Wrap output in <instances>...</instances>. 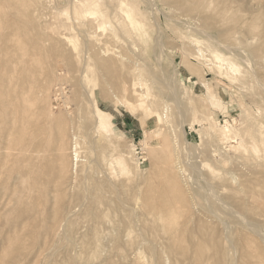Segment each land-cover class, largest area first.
<instances>
[{
    "label": "rangeland",
    "instance_id": "1",
    "mask_svg": "<svg viewBox=\"0 0 264 264\" xmlns=\"http://www.w3.org/2000/svg\"><path fill=\"white\" fill-rule=\"evenodd\" d=\"M262 120L264 0H0V264H264Z\"/></svg>",
    "mask_w": 264,
    "mask_h": 264
},
{
    "label": "bare ground",
    "instance_id": "2",
    "mask_svg": "<svg viewBox=\"0 0 264 264\" xmlns=\"http://www.w3.org/2000/svg\"><path fill=\"white\" fill-rule=\"evenodd\" d=\"M78 5V4H77ZM87 6V5H86ZM78 7H79V5H78ZM80 8H82V7H79V8H77V9H79L80 10ZM79 15H81V13H79ZM128 16L130 17V22H131V24L132 25H134L136 28H137V30L139 31V33L141 34V35H147V31L144 29V27H143V24H142V22L140 21V19H138V18H136V17H134V16H132V14L130 13V11L128 10ZM77 17H78V15H77ZM80 19V18H79ZM81 20V19H80ZM59 22V21H58ZM57 22V26H55L56 28L57 27H59L58 29H60V27H65L66 28V30L68 29V28H70V26H72V25H70V26H68V24H66L65 22H59L58 23ZM77 22V21H76ZM81 22H82V20H81ZM81 22L79 23L78 22V24H81ZM55 23V22H54ZM46 24V23H45ZM44 24V25H45ZM75 24H77V23H75ZM74 24V25H75ZM51 26H52V24H51ZM76 26H79V25H76ZM100 26V25H99ZM53 27V26H52ZM54 27V28H55ZM75 28H77V27H75ZM47 29H49V27H47ZM53 29V28H52ZM74 29V28H73ZM80 29V28H79ZM83 29V28H82ZM56 30V29H55ZM55 30H54V32H55ZM76 30V29H75ZM62 31H63V29H62ZM82 31V30H81ZM24 33V32H23ZM23 33H21V34H18L19 35V40H20V42L22 43V41H21V39L20 38H22L20 35H22ZM77 33V32H76ZM82 33H85V31L84 32H82ZM15 34V33H14ZM25 34V33H24ZM61 34V33H60ZM67 34V33H66ZM56 34H54V36H55ZM57 35H59V34H57ZM78 34H76V36H77ZM88 35V34H87ZM61 36V35H60ZM64 36H65V32H64ZM89 36V35H88ZM18 37V36H17ZM59 37V36H58ZM63 37V36H62ZM67 36H65L64 37V39L66 38ZM74 37H75V35H74ZM13 38V37H12ZM60 38V37H59ZM72 37H70V39H71ZM76 38V37H75ZM82 38V37H81ZM54 39V38H53ZM68 39V38H67ZM24 40L25 39H23V43L24 44H26L25 42H24ZM26 40H27V38H26ZM60 40V39H59ZM66 40V39H65ZM11 41V40H10ZM14 41H15V39H14ZM84 41H87V39L86 40H84ZM198 41V40H197ZM200 42V41H199ZM16 43H17V41H16ZM87 43V42H86ZM23 44V45H24ZM15 46V45H14ZM17 46V45H16ZM20 46H22L21 44H20ZM20 46H18V48L17 49H19V47ZM23 47V46H22ZM87 49H88V47H86ZM23 49V48H22ZM86 49V50H87ZM23 50H25V48L23 49ZM26 52V51H25ZM21 54V53H20ZM26 54V53H25ZM24 54V55H25ZM22 55V54H21ZM34 58H36V56H34ZM224 60V59H223ZM221 68V67H220ZM222 70V69H221ZM220 70V71H221ZM224 71V70H223ZM222 71V72H223ZM225 73L227 72V71H224ZM229 72V71H228ZM227 74V73H226ZM251 76V75H250ZM244 78V77H243ZM246 78V77H245ZM244 78V80L246 81H248L249 79H245ZM249 78V77H248ZM252 78V77H251ZM250 78V79H251ZM257 78V77H256ZM240 79V78H239ZM240 82H242V80L240 81ZM82 83V82H81ZM242 83H246V82H242ZM241 83V84H242ZM31 84V83H30ZM25 87V86H24ZM27 87V86H26ZM32 89V88H31ZM33 90V89H32ZM34 93V92H33ZM30 94V93H29ZM134 94L136 95V98H137V100L138 101H143V98H144V95L143 94H141L139 91H135L134 92ZM22 95V94H21ZM35 95V94H34ZM33 95V96H34ZM32 96V95H31ZM89 96H90V101L92 102V104L96 101V95H95V93L94 92H92L91 91V94H89ZM3 97H5V95L3 96ZM24 97V96H23ZM213 97V96H212ZM18 99V98H17ZM24 99V98H23ZM31 99V98H30ZM29 99V100H30ZM25 100V99H24ZM217 101V103L219 102V100H216ZM5 102V101H4ZM18 103V102H17ZM25 103V102H24ZM31 103V102H30ZM7 104V103H6ZM27 104H29V103H27ZM219 104L221 105V102H219ZM27 108V107H26ZM25 108V109H26ZM21 109H22V107H21ZM24 110V109H23ZM31 110V109H30ZM26 112V111H25ZM24 112V113H25ZM92 112H93V116H92V120H93V122H94V125H95V128H97V131H99L101 134H103V136L102 137H106V134L102 131V130H104L105 128H106V126H107V122H106V120H107V112H105V111H103L99 106L98 107H94L93 109H92ZM8 116V115H7ZM23 117V116H22ZM212 119H214V118H212ZM258 120V119H257ZM261 120V119H260ZM213 121V120H212ZM259 121V120H258ZM10 122V121H9ZM201 123H202V121H200ZM211 122V121H210ZM250 122H252V120L251 121H249V124H250ZM262 122H264L263 120H262ZM24 123V122H23ZM213 123H214V121H213ZM243 123V122H242ZM253 123V122H252ZM258 123V127H257V129H255L256 130V133H253V134H251V135H249L250 134V132H253L252 130V127L250 126L249 128H243V130H239L240 128H237L236 126H232V125H228V124H226V125H220V127L218 128V130L216 129L215 131L217 132H215L214 133V136H215V139L214 140H218V141H220V142H222L223 144L224 143H227V145H230V144H228V143H230V141H232V140H238L237 141V144L236 145H231V147L232 148H234L233 150L234 151H239V157L240 158H243L244 160H245V158H249L250 157V159L252 158V157H254V158H256V159H258V158H262L263 160H264V125H260L259 124V122H257ZM256 123V124H257ZM261 123V122H260ZM211 125H213L212 123H210ZM263 124V123H262ZM215 125V124H214ZM219 126V125H218ZM217 128V127H216ZM204 130H205V127H204ZM254 130V131H255ZM201 131V130H200ZM212 131V130H211ZM208 134V133H207ZM37 135V134H36ZM210 135V134H209ZM214 136H213V138H214ZM248 136H249V138H248ZM208 137V136H207ZM248 138V139H247ZM211 142V141H210ZM62 148V147H61ZM230 148V147H229ZM231 149V148H230ZM24 150V149H23ZM232 150V149H231ZM232 152V151H231ZM214 154V153H213ZM215 155V154H214ZM219 157V156H218ZM236 159H237V157H236ZM242 159V160H243ZM262 159H259V160H261L262 161ZM238 160V159H237ZM240 160V159H239ZM259 160H256V161H259ZM217 161H218V159H217ZM231 161H235V158H233V157H231V158H228V157H225L224 156V158L222 159V157H221V159H219V161H218V163L217 164H214V165H209V164H207L208 166H209V168L211 169V172L213 173V175H214V177H219L220 179L222 178V177H224V172L226 171L225 169H228V165H229V163L231 162ZM246 161H248V160H246ZM199 162V161H198ZM236 162V161H235ZM238 162V161H237ZM263 162V161H262ZM200 163V162H199ZM205 164V163H204ZM206 165V164H205ZM240 165H241V163H240ZM259 165V164H258ZM201 166H204V165H201ZM237 166V165H236ZM247 166H249V165H247ZM260 166V165H259ZM205 167H207V166H205ZM201 168V167H200ZM251 168V167H250ZM257 168V167H256ZM202 169V168H201ZM238 169H240V168H238ZM246 169V168H245ZM249 169V168H248ZM254 170H255V166H254V168H253ZM225 170V171H224ZM235 170V169H234ZM234 170H232L231 169V171H233V174H234ZM241 170H242V168H241ZM244 170V169H243ZM252 170V169H251ZM202 171V170H201ZM222 171V172H221ZM235 171H237V170H235ZM246 171H247V169H246ZM250 171V169L248 170V173H250L249 172ZM256 171H258V168H257V170H255V172ZM260 171V170H259ZM166 172H169V171H166ZM197 172V171H196ZM210 172V171H209ZM228 172H229V170H228ZM244 172H245V170H244ZM252 172H254L253 170H252ZM254 172V173H255ZM232 173V172H231ZM259 173H262V175L261 176H264V165H262V170H261V172H259ZM245 174H246V172H245ZM199 175V174H198ZM226 175V174H225ZM234 175H236V174H234ZM233 175V176H234ZM238 175V174H237ZM237 175H236V178H237ZM250 175V174H249ZM256 175V174H255ZM200 176V175H199ZM198 176V177H199ZM227 176V175H226ZM230 176V175H229ZM232 176V175H231ZM250 176H252V174L250 175ZM162 177V176H161ZM235 177V176H234ZM233 177V178H234ZM247 177H249L248 175H247ZM253 177V176H252ZM177 178V177H176ZM224 178H226V177H224ZM233 178H231L232 179V181H233ZM236 178H234V179H236ZM239 178V177H238ZM237 178V181L239 180ZM246 178V177H245ZM215 179V178H214ZM247 179V178H246ZM250 179V178H249ZM207 180V179H206ZM156 181V179H154V182ZM236 180L234 181V182H237ZM247 181H248V183H249V181L250 180H248L247 179ZM153 182V181H152ZM212 182V181H211ZM239 182V181H238ZM178 183V182H177ZM245 183V182H244ZM257 183H259V182H257ZM233 184H235V183H233ZM245 184H247V182L245 183ZM260 184V183H259ZM212 185H214V184H212ZM249 185V184H248ZM223 186H224V183H223ZM237 186H238V184H237ZM235 186H233V188H234ZM225 188V187H224ZM227 188V187H226ZM231 188V187H230ZM241 188V187H240ZM250 187H248V189H249ZM216 189V188H215ZM214 189V190H215ZM247 189V188H246ZM255 189V188H254ZM232 190V189H231ZM237 190V189H236ZM241 190H243L242 188H241ZM216 191V190H215ZM239 191V190H238ZM156 193V192H155ZM200 194V193H199ZM253 195V194H252ZM201 196V195H200ZM218 197V196H217ZM219 199L221 198V197H218ZM206 199V198H205ZM221 200V199H220ZM209 200H207V202H208ZM209 204V203H208ZM222 211V210H221ZM220 211V212H221ZM233 211V210H232ZM234 215V214H233ZM219 219V218H218ZM220 220V219H219ZM241 220H243V219H241ZM238 221V220H237ZM251 222V221H250ZM249 222V223H250ZM252 224V223H251ZM243 234V233H242ZM249 235V234H248ZM248 235H241L242 237L240 238V242H242V244L248 249L249 248V246H251V244H252V242H254V240L252 239V238H249L248 237ZM173 236V235H172ZM243 246V247H244ZM261 255V254H260Z\"/></svg>",
    "mask_w": 264,
    "mask_h": 264
}]
</instances>
